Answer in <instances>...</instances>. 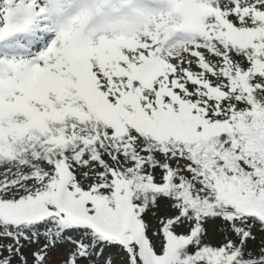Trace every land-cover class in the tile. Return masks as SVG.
Returning <instances> with one entry per match:
<instances>
[{
  "label": "snow or ice",
  "instance_id": "obj_1",
  "mask_svg": "<svg viewBox=\"0 0 264 264\" xmlns=\"http://www.w3.org/2000/svg\"><path fill=\"white\" fill-rule=\"evenodd\" d=\"M0 264H264V0H0Z\"/></svg>",
  "mask_w": 264,
  "mask_h": 264
}]
</instances>
